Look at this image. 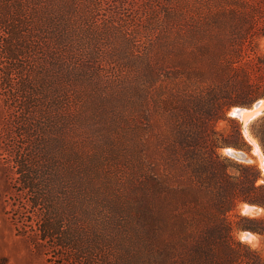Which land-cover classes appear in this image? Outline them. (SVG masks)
I'll use <instances>...</instances> for the list:
<instances>
[{
	"label": "trees",
	"instance_id": "trees-1",
	"mask_svg": "<svg viewBox=\"0 0 264 264\" xmlns=\"http://www.w3.org/2000/svg\"><path fill=\"white\" fill-rule=\"evenodd\" d=\"M17 1L24 19L39 26L17 33L0 15V101L19 97L25 106L21 99L13 105L0 130V159L5 151L18 190L11 216L17 233L52 264H264L261 251L234 236L236 230L264 236V216L236 213L230 220L240 203L264 209V186L251 165L219 152L246 146L226 115L230 107L264 98V0H107L81 18L82 31L42 15L43 0ZM97 16L105 21L101 28ZM12 28L23 34L18 44ZM104 58L123 61L109 75ZM84 79L98 82L137 153L128 182L129 238L119 244L109 234L108 208L85 203L47 154L35 162L36 144L24 146L12 134L20 116L21 137L33 131L44 137L46 121L70 104L65 93ZM44 82L50 99L36 116L31 107L47 98L38 92ZM105 83L112 94L103 93ZM219 120L232 130L217 129ZM250 132L264 152V114Z\"/></svg>",
	"mask_w": 264,
	"mask_h": 264
},
{
	"label": "rangeland",
	"instance_id": "rangeland-1",
	"mask_svg": "<svg viewBox=\"0 0 264 264\" xmlns=\"http://www.w3.org/2000/svg\"><path fill=\"white\" fill-rule=\"evenodd\" d=\"M106 3L107 0H43L42 8L39 11H42L41 14L44 16L47 12L48 15L62 17L67 22L65 25L76 26L78 30H81V18L92 17L94 11L100 9V4L102 8H105ZM0 15L6 22L11 19L10 23L16 25L17 33L19 27L26 31L39 27L34 24L33 19L31 21L24 19L23 10L17 0H14V4L11 6H8L4 0H0ZM103 22L105 21L97 16L96 26L98 28H101ZM117 22L118 19L116 18L115 24ZM12 31L15 34L12 36V41H16L18 44L23 34H20V30L19 35L16 34L13 28ZM80 40L84 44L88 43V39L84 36H81ZM141 48H143V44H136V50ZM259 51L264 53V39L259 41ZM109 61L111 60L104 58L100 63L103 65L105 74L109 73L110 75L113 70L116 71L118 61L122 62L123 60L117 59V62L112 61L113 63ZM45 84L46 82H44V86L38 89V92L47 96L46 93L50 95L48 91L51 88H46ZM98 86V82H91L88 79L82 80L80 85L79 82H73L68 89L69 92L65 93L66 98L70 100L69 106H64L62 112L54 120L46 121L47 125L43 126L45 129L44 137L38 131H33L29 137L25 135L21 137L20 134L25 127L21 123L24 120L20 116L18 118L19 122L13 125L12 134L17 136L16 141H26L23 144L24 146H28L27 143L29 142L36 144V149L39 152L34 154V157L38 158L35 162L39 161V158L43 157L44 154H47L51 162L57 166L59 172L71 182V190L80 194L85 203L94 204L97 209L108 208L114 216L111 218L113 224L110 223L109 219L108 227L114 228L113 230L110 229L109 234L113 237V243L119 244L122 240L124 242L129 238V233L126 231L131 225L128 213V208L130 209L131 205V193L128 182L131 174L135 172L134 155L137 153L130 146L123 120L117 121L114 119L113 116L118 114L110 113V99L99 95ZM103 86V93H106V95L112 94L111 91L107 90V83ZM20 99L18 97L16 101L13 99L12 102L10 100L0 101V130L1 128L2 130L6 129L7 117L15 109L13 105L20 106ZM49 99L50 96L45 99L38 97L31 107L36 116H42L46 113L44 111L46 105L43 102H47ZM258 100L264 101V98H257L250 105ZM237 106L240 105L231 106L226 115L232 117L229 115V111ZM23 107L25 106L23 99H21L20 109ZM79 116L82 117L79 118ZM232 118L240 127L239 119ZM251 122L247 123V132L257 143L259 152L264 159L262 148L250 132ZM112 125L117 128H112ZM232 125V123L225 120L216 122V128L226 133L232 130ZM241 133L246 144L243 149L224 147L219 149V152L238 162L251 165L253 171L258 175L257 184L264 186V170L258 162V156L253 145L246 139L242 131ZM41 142L43 145H41ZM234 151L243 152L246 158L241 160L233 157L231 153ZM2 152L3 155L0 159V264H52L49 254H45V251L39 246L33 245L26 235L17 233L15 230L11 216L13 213L12 203L17 200L18 190L13 185L14 174L8 166L7 155L5 151ZM244 205L248 204L240 203L237 206L230 214V220H236L234 215L236 213L251 217L264 216V209L253 205H249L254 207L253 214L244 213L242 211ZM95 224L96 227H102L99 222ZM243 232L247 233L245 237L242 236ZM234 236L258 249L264 255V236L238 230L234 231Z\"/></svg>",
	"mask_w": 264,
	"mask_h": 264
},
{
	"label": "bare ground",
	"instance_id": "bare-ground-1",
	"mask_svg": "<svg viewBox=\"0 0 264 264\" xmlns=\"http://www.w3.org/2000/svg\"><path fill=\"white\" fill-rule=\"evenodd\" d=\"M261 109H264V101H261V104L258 108H254V109H251V110H244L242 113H241V120L244 121V124L247 125V123L252 119V117H255L258 112L261 110ZM234 108L230 111V114L233 112ZM246 139L253 145V148H254V151L255 153L257 154L258 156V162L261 164L263 170H264V165H263V158H262V155L260 154L259 152V148H258V145L257 143L255 142V140L250 136V134L247 132V128L246 130L243 132ZM231 153V152H230ZM232 154V153H231ZM262 159V160H261ZM253 206H249V205H244L242 207V211L244 213H251L254 211L253 210ZM253 214V213H252ZM247 233L243 232L242 233V236L245 237ZM248 237V236H247ZM246 237V238H247ZM245 239V238H244ZM250 240V239H249Z\"/></svg>",
	"mask_w": 264,
	"mask_h": 264
},
{
	"label": "water",
	"instance_id": "water-1",
	"mask_svg": "<svg viewBox=\"0 0 264 264\" xmlns=\"http://www.w3.org/2000/svg\"><path fill=\"white\" fill-rule=\"evenodd\" d=\"M261 101L262 100H258L256 101L255 103H253L252 105L248 106V107H242V106H237L234 108L233 112L231 114H229L230 116L232 117H235L237 119H239V122H240V128H241V131L244 132L247 128V125L244 124V121L241 120V113L244 111V110H251V109H254V108H258L261 104ZM230 112V111H229ZM264 114V109H261L258 114L255 116V117H252V119L249 121L251 122L253 119L259 117L260 115ZM248 122V123H249ZM232 156L237 158V159H241V160H244L246 158L245 154L243 152H232ZM263 165H264V161L262 162Z\"/></svg>",
	"mask_w": 264,
	"mask_h": 264
}]
</instances>
